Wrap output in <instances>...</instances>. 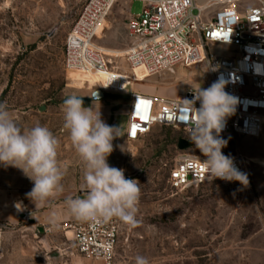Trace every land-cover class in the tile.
<instances>
[{"label":"rangeland","instance_id":"374dc122","mask_svg":"<svg viewBox=\"0 0 264 264\" xmlns=\"http://www.w3.org/2000/svg\"><path fill=\"white\" fill-rule=\"evenodd\" d=\"M85 1L0 0V102L6 103L22 127L39 123L49 128L59 140L58 162L65 170L63 193L35 208L25 196L33 183L21 170L0 165V264L93 263L76 255L71 234L66 236L65 226L78 220L64 201L68 196L85 195L81 189L84 165L63 128L61 107L72 94L83 96L84 106H90V95L99 91V86L74 87L69 78L83 76L67 73L63 66L66 34ZM194 1L201 7L217 0ZM143 6L137 0L117 1L95 44L126 51L130 42L127 23ZM214 10L206 14L210 16ZM208 51L225 54L217 46L208 47ZM115 66L139 82H131L120 93L101 92L104 96L99 97L96 108L108 125L121 126L122 136L113 140L109 165L124 169L125 177L136 179L141 189L136 214L139 223L131 226L113 218L119 228L115 264H136L137 256L146 257L149 264H264V166L259 162L247 165L246 186L220 181L172 191L166 176L174 160L180 154L204 157L188 133L154 127L138 141L125 138L131 93L182 99L201 85L196 70L176 67L171 73L143 78L137 75L138 68L128 69L124 57L115 58ZM200 72L206 73L204 69ZM180 139L190 146L179 150ZM224 139L228 142L222 149L225 155L240 153L264 161V133L258 139ZM17 204L23 210H18ZM39 214H45L47 221L37 226L29 217ZM53 216L55 226L50 221ZM57 252L59 256L54 257Z\"/></svg>","mask_w":264,"mask_h":264},{"label":"built area","instance_id":"2783aa9c","mask_svg":"<svg viewBox=\"0 0 264 264\" xmlns=\"http://www.w3.org/2000/svg\"><path fill=\"white\" fill-rule=\"evenodd\" d=\"M119 0H86L66 34L63 66L66 71L108 70L107 56L95 44L98 27ZM132 1V0H130ZM142 11L127 23L130 38L124 61L128 69L142 68L147 75L171 73L176 67L195 69L201 88L218 79L225 91L237 99L235 112L227 118L222 138L258 139L264 131V0H217L196 7L194 0H137ZM245 2L246 6H238ZM215 9L208 16L206 12ZM195 11V12H194ZM224 49V55L208 47ZM204 69L202 75L200 70ZM115 71V70H113ZM121 73L120 71H118ZM112 74V81L100 91L120 93L128 85L127 74ZM111 79V78H110ZM198 87V88H199ZM194 91L182 99H166L131 93L125 138L138 141L154 127L188 133L191 113L184 100H193ZM199 102L195 104L199 108ZM180 154L168 169L166 185L172 191L202 186L210 181L205 158ZM236 167L247 174L246 158L232 155ZM72 234V248L79 257L100 264H115L119 228L110 222L74 221L65 226Z\"/></svg>","mask_w":264,"mask_h":264},{"label":"clouds","instance_id":"9594fccd","mask_svg":"<svg viewBox=\"0 0 264 264\" xmlns=\"http://www.w3.org/2000/svg\"><path fill=\"white\" fill-rule=\"evenodd\" d=\"M225 84L218 79L207 88H193V100H184L191 113L186 126L188 139L205 157L201 163L210 181H238L246 186L249 183L247 174L236 167L231 155L222 152L228 142L220 134L237 104V99L225 91ZM82 97L69 95L61 106L63 128L84 165L81 189L85 195L83 198L68 196L65 206L78 221L107 223L116 218L135 226L139 223L136 214L140 183L126 178L124 169L108 163L114 150L113 140L122 136L121 126H110L102 119L96 108L97 93L90 95L93 102L87 107ZM197 101L199 108L195 107ZM58 146L59 140L47 126L37 123L31 128L22 127L6 103L0 102V165L21 170L33 183L25 196L35 208L64 191L65 170L58 162ZM16 207L23 210L20 204ZM50 221L55 226L54 216ZM136 264H149V261L137 256Z\"/></svg>","mask_w":264,"mask_h":264},{"label":"bare ground","instance_id":"6f19581e","mask_svg":"<svg viewBox=\"0 0 264 264\" xmlns=\"http://www.w3.org/2000/svg\"><path fill=\"white\" fill-rule=\"evenodd\" d=\"M201 7H203V6H201ZM104 22H105V20L102 21V23L98 27V31H97V34L98 35L101 33L100 31H101V29H102V27L104 25ZM98 48L103 53H105V55L107 56V62H108V67L107 68H108V70L107 71H104V72L67 71V73H71V74H74V75H81V76H83L85 78V79L83 77H71V78H69V81L72 83V85L74 87H76L78 89H82V88H85V87L92 88V87H95V86H100V84L98 83V81H96L97 83L94 84V81L92 79V78H95V76L97 74H99V73H101L102 75H108L107 82L110 81L111 84H114L113 81H112V74L119 73L118 71H120L118 69V67L115 66V58L124 57L125 51L122 52V51H119V50H110V49L101 48V47H98ZM113 70H115V71H113ZM131 71H133V70H131ZM141 72H142V75L139 76V77H143V78H149V77H151V76L147 75L146 72L142 68H141ZM119 74L123 75L125 73H119ZM136 80L137 79L134 76H132V78L129 77V82H128L127 87L130 86L131 82H139V81H136ZM262 133H264V131H262ZM246 162H247V165L249 163L259 162L260 163V166L261 165L264 166V161L258 160V159L254 158V157L253 158H246ZM66 234H71V232L67 231ZM71 238H72V234L70 236V239Z\"/></svg>","mask_w":264,"mask_h":264},{"label":"crops","instance_id":"0c3cea01","mask_svg":"<svg viewBox=\"0 0 264 264\" xmlns=\"http://www.w3.org/2000/svg\"><path fill=\"white\" fill-rule=\"evenodd\" d=\"M208 3V2H207ZM207 3H205L204 5H206ZM202 5V6H204ZM140 70V73L137 74L138 76H141L142 75V72H141V68H139ZM107 74V73H106ZM107 77L108 75H102L101 73L97 74L95 76V78H92L93 81H94V84L97 83L96 81H100L102 80V82L100 81L99 84L101 85H104L105 83H107ZM85 79V78H84ZM88 79V78H87ZM129 104H130V100H129ZM125 128H126V125L124 126V132H125ZM33 218L35 223L37 224V226H40L41 224L45 223L47 221V216L45 214H39L37 216H33V217H29V219ZM67 236V234H66ZM63 251L60 250V253H62ZM83 259V258H82ZM85 260V259H84ZM76 264H85L84 261H78V263ZM92 264H100L98 262H93Z\"/></svg>","mask_w":264,"mask_h":264},{"label":"water","instance_id":"95a60500","mask_svg":"<svg viewBox=\"0 0 264 264\" xmlns=\"http://www.w3.org/2000/svg\"><path fill=\"white\" fill-rule=\"evenodd\" d=\"M101 92L102 91H100V90L96 92L100 98L104 96L103 93H101ZM189 146H190V143L184 139H180L177 142V147L179 150H183ZM27 216H29V214H27ZM57 256H59L58 252L54 254V257H57Z\"/></svg>","mask_w":264,"mask_h":264},{"label":"trees","instance_id":"16d2710c","mask_svg":"<svg viewBox=\"0 0 264 264\" xmlns=\"http://www.w3.org/2000/svg\"><path fill=\"white\" fill-rule=\"evenodd\" d=\"M164 128H166V127H164ZM172 129V128H171Z\"/></svg>","mask_w":264,"mask_h":264}]
</instances>
